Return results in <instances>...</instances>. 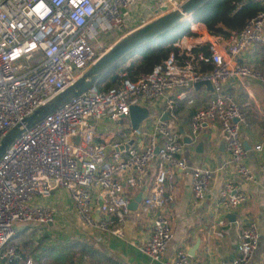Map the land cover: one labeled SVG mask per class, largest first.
Here are the masks:
<instances>
[{"label":"built area","instance_id":"obj_1","mask_svg":"<svg viewBox=\"0 0 264 264\" xmlns=\"http://www.w3.org/2000/svg\"><path fill=\"white\" fill-rule=\"evenodd\" d=\"M166 12L177 10L187 0H160ZM260 6L241 29L226 38L206 41L212 69L200 74L191 65L195 59L184 50L188 60L179 63L169 56L162 65L136 81L121 79L108 90L98 85L71 99L33 127L25 130L0 157V264L15 258L9 242L16 224L47 225L52 212L33 201L48 197L54 189L68 195L74 214L88 229L122 238L129 200L123 187L139 189L142 174L155 160L156 169L141 203L151 211L150 234L140 252L160 264H188L189 257L179 249L170 260L162 261L171 232L164 216L165 187L170 169L188 171L192 196L202 201L209 192L212 172L208 167L187 168L181 158L180 136L169 123L160 122L162 114L174 118L178 102H189L193 85L207 80L213 97L190 117L191 135L198 138L207 124L217 123L227 153L225 165L245 182H252L244 165L247 151L240 140L244 115L232 97L221 92V84L236 79L264 85V0H251ZM135 0H0V140L8 131L73 84L106 51L96 45L101 32L121 25V10ZM198 22L191 21L190 30ZM200 24V23H199ZM179 48L180 42L176 44ZM252 48L263 49V67L253 69L232 61ZM180 49V48H179ZM40 61L23 70L21 60L32 55ZM150 101H161V113L152 124L127 131L118 127L116 140L98 133L103 121L119 124L128 120V109ZM138 137L144 144L132 145ZM264 147V133L253 148ZM118 178L121 180L119 181ZM244 197L230 183L217 192L213 210L231 211ZM92 213L99 215L92 218ZM224 221L219 220L218 225ZM237 255L230 264H248L255 249L257 234L253 225L237 236ZM24 264H33L27 259ZM262 264V263H261Z\"/></svg>","mask_w":264,"mask_h":264},{"label":"crops","instance_id":"obj_2","mask_svg":"<svg viewBox=\"0 0 264 264\" xmlns=\"http://www.w3.org/2000/svg\"><path fill=\"white\" fill-rule=\"evenodd\" d=\"M160 3V0H135L130 7L121 10L120 28L123 33L118 39L161 15ZM196 25L191 31L199 38L181 39L180 50L187 46L193 48L205 45L211 38L201 24ZM197 27L201 30L198 31ZM232 64H246L253 69H261L263 49H249L236 57ZM221 92L232 97L244 115L245 120L240 127L239 136L242 144L248 148L244 165L253 176V181H243L225 165L228 157L217 123L207 124L199 131L197 139L192 137L191 115L205 107L213 97L204 86L197 90L192 88L188 92L190 101L178 102L174 118L168 117L166 122L180 136L181 158L187 168L208 167L213 179L205 198L196 201L191 192L189 172L170 169L172 180L167 183L170 186L165 187L164 216L168 221L171 240L162 255V261L170 260L177 250L182 249L189 257L188 264H230L237 255L239 231L253 225L257 242L248 264H264V147L259 152L253 150L264 133V93L258 83L236 79L223 82ZM161 104V101H150L142 104L140 108L147 111L146 118L149 113L154 112L156 119L161 113ZM146 118L138 127L147 126L145 123L141 127ZM127 122L129 124V120ZM115 125L103 121L98 124V133L106 134L112 138L111 141H115L119 127L116 128ZM143 144L144 140L138 137L132 143L136 148ZM198 145L200 148H197ZM155 169L156 161L153 160L142 174L139 189L123 187V193L129 202L142 188V195L147 192ZM218 173L220 175L218 190L228 182L243 195L244 201L238 208L219 212L213 210L215 198L211 196L210 191ZM33 204L46 207L52 212L51 224L24 226L16 224L14 227V234L19 232L22 233L21 236L31 234L26 247L32 251V255L27 259L33 264L38 260L39 264H65L67 259V264H160L151 261L140 252L149 237L153 214L141 202L134 211L129 210L121 224L122 238L86 228L74 214L70 199L62 189H54L48 197L36 199ZM98 217L99 215L92 213V218L97 220ZM219 220L224 221L223 225L217 224ZM69 245H73V249L65 250ZM190 254L192 256H189Z\"/></svg>","mask_w":264,"mask_h":264},{"label":"trees","instance_id":"obj_3","mask_svg":"<svg viewBox=\"0 0 264 264\" xmlns=\"http://www.w3.org/2000/svg\"><path fill=\"white\" fill-rule=\"evenodd\" d=\"M260 9V6L251 0H208L193 11L191 19L200 23L209 36L226 38L230 34L238 32L244 21ZM190 25V21H182L173 29L124 54L117 60L114 69H109L104 73L101 83L98 84L99 88L102 90L111 89L121 79L136 81L151 73L154 67L162 65L169 56H173L179 63L188 60L184 51H181L176 44L180 39L192 35ZM197 54L208 57L207 44L195 46L189 51V55L195 58L191 60L193 69L200 74H207L211 71L212 66L208 62L197 60ZM176 109L174 108V114L177 112ZM14 239L16 240L13 235L9 243L11 244ZM28 243L11 244L15 247V258L9 264H24L27 258L32 255V251L26 247ZM73 247V245H69L65 247V250H72ZM36 264H39V260Z\"/></svg>","mask_w":264,"mask_h":264},{"label":"water","instance_id":"obj_4","mask_svg":"<svg viewBox=\"0 0 264 264\" xmlns=\"http://www.w3.org/2000/svg\"><path fill=\"white\" fill-rule=\"evenodd\" d=\"M208 0H187L177 10L166 12L165 8L160 9L161 15L157 18L139 26L138 28L126 33L116 42H114L104 54L90 66V68L82 74L73 84L65 88L62 92L54 96L45 104L37 108L31 114L26 116L20 124L12 127L8 133L0 140V157L5 150L16 140L25 130L30 129L36 123L58 110L65 103L73 98L81 95L89 88L101 83L104 73L109 69L116 67L115 63L124 54L141 47L157 36L173 29L182 21H192L191 15L194 10L205 4ZM114 79V78H113ZM264 93V85L259 84ZM204 86L207 91L211 92V85L207 80L202 83L193 85L195 90ZM147 116V111L144 108L137 106L129 107L128 120L132 129H137L140 122ZM168 120L167 114L161 115L159 121L166 122ZM200 148V145L197 146ZM243 148L247 151L248 148L243 144ZM220 183L219 173L216 175L211 188V196L216 198ZM143 188L137 193L133 200L128 205V210L134 211L142 200ZM189 256H192L191 254Z\"/></svg>","mask_w":264,"mask_h":264},{"label":"rangeland","instance_id":"obj_5","mask_svg":"<svg viewBox=\"0 0 264 264\" xmlns=\"http://www.w3.org/2000/svg\"><path fill=\"white\" fill-rule=\"evenodd\" d=\"M121 25L117 26V27H113L111 28L109 31L106 32H101L99 35H97L96 40H95V44L96 45H100L102 46L105 50H107L119 37L120 35L123 33V30H121ZM198 28V31H200L201 29ZM191 36L188 37H184V38H190L191 40H194L196 38H199L198 36H196L195 32L191 31ZM203 32V31H202ZM207 34V33H206ZM182 38V39H184ZM181 40V39H180ZM40 61V57L39 56H35L32 55V58L29 60H21L20 64L23 70L28 69V68H32L34 67L38 62ZM155 113L151 112L149 113V116L146 118V121L141 125V127H143L145 125V123H147L146 125L152 124L155 120ZM128 124L127 120L124 119L123 121L119 122V124H116L115 127L117 128L118 126L122 127L123 131H127V126ZM22 225V224H21ZM29 225V224H28ZM24 226V224H23ZM25 227H29L27 225H25ZM21 232L14 234L16 240H12L11 244H17L20 245L21 242H29L27 240H29L30 237V233H26V236H21ZM67 255V254H66ZM68 260V259H67ZM67 260L65 261V264H67Z\"/></svg>","mask_w":264,"mask_h":264}]
</instances>
